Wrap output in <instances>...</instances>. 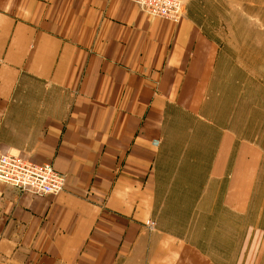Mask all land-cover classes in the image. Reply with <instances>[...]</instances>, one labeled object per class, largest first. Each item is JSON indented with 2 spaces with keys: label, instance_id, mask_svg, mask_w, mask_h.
Instances as JSON below:
<instances>
[{
  "label": "crops",
  "instance_id": "0c3cea01",
  "mask_svg": "<svg viewBox=\"0 0 264 264\" xmlns=\"http://www.w3.org/2000/svg\"><path fill=\"white\" fill-rule=\"evenodd\" d=\"M204 1L175 23L130 0H0V155L67 176L56 195L0 181V264H248L230 219L260 149L222 104L236 85Z\"/></svg>",
  "mask_w": 264,
  "mask_h": 264
},
{
  "label": "rangeland",
  "instance_id": "374dc122",
  "mask_svg": "<svg viewBox=\"0 0 264 264\" xmlns=\"http://www.w3.org/2000/svg\"><path fill=\"white\" fill-rule=\"evenodd\" d=\"M202 4L205 11L199 14L228 56L225 60L227 69L233 70L228 77L236 85L237 101L222 104L227 114L232 116L231 122L237 125L240 137L255 143L260 149L261 160L255 189L244 218L230 219L229 244L238 248L239 241L242 242L245 237L248 253L253 252L248 264H263L264 258L259 257V253L264 245V0H207ZM62 98L67 97L62 95ZM64 100L63 108H68L69 99ZM221 221L218 220L219 226ZM221 235L219 232L216 236L208 237L224 239ZM209 238L206 240H210ZM191 239L197 242L205 240V237L194 236ZM256 246L259 249L255 253ZM226 249L224 246V250L215 254L224 259ZM236 252L237 256L234 258ZM238 256L239 250L232 253V258L240 264Z\"/></svg>",
  "mask_w": 264,
  "mask_h": 264
},
{
  "label": "built area",
  "instance_id": "2783aa9c",
  "mask_svg": "<svg viewBox=\"0 0 264 264\" xmlns=\"http://www.w3.org/2000/svg\"><path fill=\"white\" fill-rule=\"evenodd\" d=\"M151 17L178 23L183 18V0H130ZM0 181L39 195L63 192L67 176L58 172L52 162H33L17 155H0Z\"/></svg>",
  "mask_w": 264,
  "mask_h": 264
}]
</instances>
